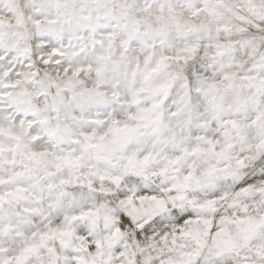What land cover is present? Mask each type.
Wrapping results in <instances>:
<instances>
[{
    "label": "snow or ice",
    "instance_id": "snow-or-ice-1",
    "mask_svg": "<svg viewBox=\"0 0 264 264\" xmlns=\"http://www.w3.org/2000/svg\"><path fill=\"white\" fill-rule=\"evenodd\" d=\"M0 264H264V0H0Z\"/></svg>",
    "mask_w": 264,
    "mask_h": 264
}]
</instances>
